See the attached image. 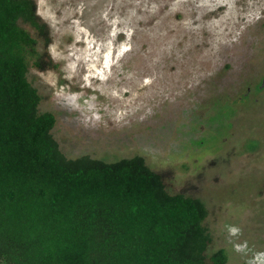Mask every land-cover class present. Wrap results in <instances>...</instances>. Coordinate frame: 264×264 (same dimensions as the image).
Segmentation results:
<instances>
[{"label": "rangeland", "instance_id": "rangeland-1", "mask_svg": "<svg viewBox=\"0 0 264 264\" xmlns=\"http://www.w3.org/2000/svg\"><path fill=\"white\" fill-rule=\"evenodd\" d=\"M34 2L27 80L63 156L142 157L204 203L208 253L264 264V0Z\"/></svg>", "mask_w": 264, "mask_h": 264}, {"label": "trees", "instance_id": "trees-1", "mask_svg": "<svg viewBox=\"0 0 264 264\" xmlns=\"http://www.w3.org/2000/svg\"><path fill=\"white\" fill-rule=\"evenodd\" d=\"M39 40L34 0H0V264H227L207 252L204 203L169 193L142 157L63 156L27 80L45 66Z\"/></svg>", "mask_w": 264, "mask_h": 264}]
</instances>
